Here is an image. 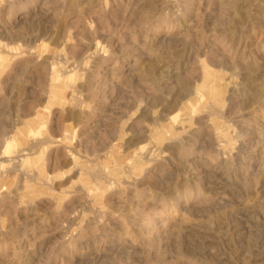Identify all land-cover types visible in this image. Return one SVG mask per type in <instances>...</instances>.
<instances>
[{"label":"rangeland","instance_id":"1","mask_svg":"<svg viewBox=\"0 0 264 264\" xmlns=\"http://www.w3.org/2000/svg\"><path fill=\"white\" fill-rule=\"evenodd\" d=\"M0 264H264V0H0Z\"/></svg>","mask_w":264,"mask_h":264}]
</instances>
